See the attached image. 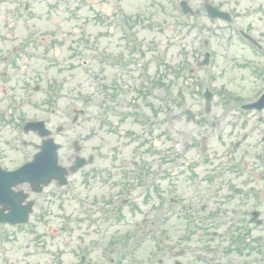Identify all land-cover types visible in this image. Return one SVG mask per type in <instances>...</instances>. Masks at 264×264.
<instances>
[{
  "label": "rangeland",
  "instance_id": "rangeland-1",
  "mask_svg": "<svg viewBox=\"0 0 264 264\" xmlns=\"http://www.w3.org/2000/svg\"><path fill=\"white\" fill-rule=\"evenodd\" d=\"M178 1L16 0L19 6L15 9L21 8L24 3L30 5V16L27 17H31L27 21L30 32L33 31L40 36L49 32L54 34L52 40H44L46 46L43 49H46L50 42L52 47L50 54H56L57 60L52 65L53 68L47 70H45L44 61L39 58L27 62V64L31 63L33 67H30V70L26 72L22 73L18 68L21 64L11 70L12 79L8 82L10 91H6L7 95L3 98V103H0V107L5 110L2 106L11 98L15 109L12 119L16 123L21 118L29 119L40 116L43 114V110H47L45 115L49 117V126L52 129L55 125L67 123L65 132L56 137L58 142H63L62 148L59 150V161L64 164L67 161L68 153L71 152L70 145L65 147L64 142L85 137L82 140L84 150L92 148L96 155L93 164L95 171L93 192L117 189V187L109 188L102 183L107 167H116V164L110 163L114 158L120 167L128 165L126 163L133 159L130 157L134 152L137 154L136 159L144 163L166 158L168 155L183 161L196 159L194 147H198V144L194 141L200 134L198 119L197 121H186L185 111L191 110L197 118L199 112L203 110L199 94L200 87L197 88V84L209 82L213 89L224 87L226 91H235L234 81L239 79V72L235 70L234 64L237 63L236 60L245 58L244 51H238L234 41L225 43L230 40V29L223 28L218 22L207 19L202 9V0H187L190 6L196 9L197 19L194 17L192 20L184 17L180 12ZM210 1L225 9H237L243 24L247 23L252 16L251 0ZM13 11L8 6L6 9H2L0 15L9 18ZM119 14L129 17L131 28L124 29L121 26L120 20L117 19ZM140 17H143L141 21H139ZM259 19L262 20V16ZM204 21L207 25L205 31L200 27V23H204ZM213 27L214 30H212ZM21 29L22 27L18 29V32L26 31ZM125 31L129 33L128 37L123 36ZM207 38L214 49L213 65L204 70L197 69L192 81L185 84V79L189 76L187 70L189 67H196V61L202 51V41ZM126 45H141L144 52L143 64L146 66H144L145 75L140 72L142 70H136L130 66L122 67L112 64V62L102 64L92 60V57L89 58L91 61L88 59L90 55L87 54L88 48L95 51V60L101 54H105L112 60L120 59V50L126 51ZM36 50L41 49L36 47ZM130 53H133L132 56L137 59L136 52L131 50ZM80 57L89 61L91 71L86 72L81 69L78 64ZM70 63H73V69L66 67ZM26 73L33 74L39 79L27 77ZM210 74H213L212 79L206 81ZM243 74L246 72L243 71ZM26 78L29 87L36 82L41 90L39 92L31 91L23 84ZM51 79L54 81L64 79V83L60 87L61 91L51 106L48 104L42 108L37 107L38 102L43 103L46 100L48 103L51 101L46 99L44 92L45 85ZM113 83H116L118 90H121L115 103L108 100L107 97L112 92L111 89L113 90ZM238 93H241L243 98L251 96L248 87L244 89L239 87ZM27 94L29 98H25ZM103 97H106V104L101 103ZM89 99L91 102H88ZM20 101H23L24 105L16 110L17 103ZM73 107L85 108L86 115L80 117L74 124H70L69 119L73 115L71 111ZM1 108L0 110H2ZM51 109L54 110L53 114H49ZM138 111L141 116L146 115V119L138 120L139 118L135 114ZM235 111L236 109L231 108L229 103L227 104L217 95L212 101L211 112L213 115L210 117L213 120L219 118L222 121L218 128H229L226 123L233 118L232 114ZM223 112L226 114L221 115ZM100 114L118 122L119 133L115 138L111 137L106 141L102 121H99ZM149 129L150 131H148ZM261 130L264 132V123ZM8 132H5L4 138L8 136ZM216 133L220 134L221 130L218 132L216 129L213 137L210 138V140L212 139L209 143L211 147L217 144L214 136ZM88 137L91 138L88 139ZM26 139L39 143V139L31 135H28ZM113 144L117 145L116 147L119 146L116 151L110 148ZM152 147L156 148L154 154L148 152ZM6 149L9 154L6 164L12 166L20 156L7 146ZM185 150L186 154L183 155ZM169 177L168 183L174 181L172 185L178 187V194L185 191V182H187L184 178L185 175L177 176L175 174ZM119 179V176H115V180ZM71 181L79 182V178L73 176ZM166 181V179L160 178L159 183L166 186L168 185ZM179 211L177 208L174 209V228L169 231L175 251H184L182 261L185 264H198L196 261H191L190 258L193 254H188L186 249L199 247V231L192 236L190 244L183 243L182 237L185 228L180 226L183 221H180L176 214ZM61 214L60 212V216ZM45 220L48 221L46 226L43 223H38L36 219L31 222L35 226L33 233L26 228H8L7 232H0V235L4 233L8 236L3 243H0V261L3 260V257L13 260L27 254L30 256V262L48 258L39 252V234L45 235L42 239L50 245L51 249L54 248L55 240L63 235L60 232L55 233V227L60 223L55 216L49 215ZM47 232L48 234H45ZM115 232L117 231H109L111 238L115 237ZM118 234L120 235V232ZM33 243L35 244L34 251L30 252Z\"/></svg>",
  "mask_w": 264,
  "mask_h": 264
},
{
  "label": "flooded vegetation",
  "instance_id": "flooded-vegetation-1",
  "mask_svg": "<svg viewBox=\"0 0 264 264\" xmlns=\"http://www.w3.org/2000/svg\"><path fill=\"white\" fill-rule=\"evenodd\" d=\"M251 1L252 16L244 26L252 41L246 45L253 61L248 63V67L253 73V79L264 83V66L258 63L264 60V22L257 19L256 14L260 12L257 1ZM7 5L8 1L0 0L2 9ZM8 19L0 15V53L3 54L9 48L12 50L14 44L15 33L11 32L14 26ZM235 40V46L241 50L246 39L243 37ZM8 61V56L1 60L2 63ZM11 65L12 60L8 63V66ZM237 114L232 119L231 132L227 133L234 142L230 145V151L223 152L225 160L214 164L204 160L201 167L208 168L205 170L208 175L205 176L204 184L199 182L194 187L185 182V191L181 193L191 200L189 209L195 214L191 216L184 213V221L188 222L186 227L196 226L195 229L200 232L199 247L186 249L188 254H193L191 261L198 264H264V132L261 125L246 127L249 120H253V126L256 124L255 119L261 123L263 118L260 115H254L252 119L242 117L246 119L244 122L239 120ZM202 123L206 124L205 121ZM210 125L215 130L220 123L211 122ZM92 174L93 171L87 176V189H93ZM138 182V175H129L128 180L121 185V192H80L85 197L81 199L86 214L80 219L83 223L74 225L71 249L59 246L60 250L56 251L55 256L56 264H112V254L115 256L116 253V264H173V244L168 240L167 246L162 249L163 240L155 241L149 237L160 227L173 228L172 212L176 200L166 192L158 191L157 187L150 193L139 191L136 186ZM139 185L140 189L142 185ZM94 206L97 207V214L92 219L89 208ZM107 218L123 232V238L113 250L109 242L94 247L92 241L94 232L91 229L103 227ZM143 228L146 231L145 238H135L134 234L139 231L143 233ZM191 241L188 239L186 243L190 244Z\"/></svg>",
  "mask_w": 264,
  "mask_h": 264
},
{
  "label": "water",
  "instance_id": "water-1",
  "mask_svg": "<svg viewBox=\"0 0 264 264\" xmlns=\"http://www.w3.org/2000/svg\"><path fill=\"white\" fill-rule=\"evenodd\" d=\"M183 6H184V3H183Z\"/></svg>",
  "mask_w": 264,
  "mask_h": 264
}]
</instances>
